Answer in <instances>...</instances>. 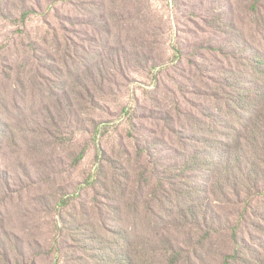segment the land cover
<instances>
[{
	"label": "rangeland",
	"instance_id": "374dc122",
	"mask_svg": "<svg viewBox=\"0 0 264 264\" xmlns=\"http://www.w3.org/2000/svg\"><path fill=\"white\" fill-rule=\"evenodd\" d=\"M263 126L264 0H0V264H264Z\"/></svg>",
	"mask_w": 264,
	"mask_h": 264
},
{
	"label": "trees",
	"instance_id": "16d2710c",
	"mask_svg": "<svg viewBox=\"0 0 264 264\" xmlns=\"http://www.w3.org/2000/svg\"><path fill=\"white\" fill-rule=\"evenodd\" d=\"M262 119H263V117L261 115H257V117L255 115H252L248 119H242L241 120V127L242 128L244 127V129L247 131L246 137L244 138L247 143L248 142H251V140L253 139V137L256 136L257 134H259L260 137L262 138L263 135H261V132L258 131V128L262 124V122H261ZM263 128H264V126H263ZM263 133H264V130H263ZM256 140L257 139H254L253 142H255ZM245 141H243V142H245ZM227 150H230V147L229 146L227 147ZM228 168H227L226 172L228 171ZM245 214H246V210H244L243 213H242V216H241V221L242 222H243V218H244V215ZM238 229H239V225L235 228L234 231H237ZM209 236H210V234H207L205 237H203L202 240L200 241V244H203V242L205 240H207L209 238ZM238 253H235L232 256L225 257L223 264H233L235 261H238L239 260Z\"/></svg>",
	"mask_w": 264,
	"mask_h": 264
}]
</instances>
